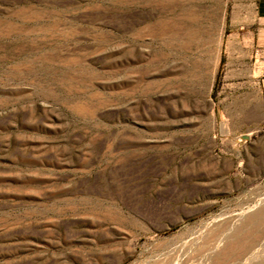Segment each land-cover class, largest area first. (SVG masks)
<instances>
[{
  "label": "rangeland",
  "instance_id": "1",
  "mask_svg": "<svg viewBox=\"0 0 264 264\" xmlns=\"http://www.w3.org/2000/svg\"><path fill=\"white\" fill-rule=\"evenodd\" d=\"M232 2L0 0V264H264Z\"/></svg>",
  "mask_w": 264,
  "mask_h": 264
},
{
  "label": "crops",
  "instance_id": "2",
  "mask_svg": "<svg viewBox=\"0 0 264 264\" xmlns=\"http://www.w3.org/2000/svg\"><path fill=\"white\" fill-rule=\"evenodd\" d=\"M228 24L230 33L223 46L220 89L223 95L225 90H235V95L242 98L236 112L245 116H237L235 120L261 122L264 120V60L253 61L255 52L264 51V0H233ZM229 113L231 110L222 114Z\"/></svg>",
  "mask_w": 264,
  "mask_h": 264
},
{
  "label": "built area",
  "instance_id": "3",
  "mask_svg": "<svg viewBox=\"0 0 264 264\" xmlns=\"http://www.w3.org/2000/svg\"><path fill=\"white\" fill-rule=\"evenodd\" d=\"M257 59H263L264 60V51H257V52H255V54H254V62Z\"/></svg>",
  "mask_w": 264,
  "mask_h": 264
}]
</instances>
